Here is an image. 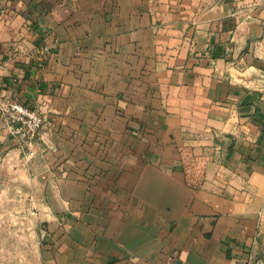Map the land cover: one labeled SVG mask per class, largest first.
Returning a JSON list of instances; mask_svg holds the SVG:
<instances>
[{"label": "crops", "instance_id": "crops-1", "mask_svg": "<svg viewBox=\"0 0 264 264\" xmlns=\"http://www.w3.org/2000/svg\"><path fill=\"white\" fill-rule=\"evenodd\" d=\"M0 97L50 111L25 149L0 116L46 264L264 259V0H0Z\"/></svg>", "mask_w": 264, "mask_h": 264}, {"label": "rangeland", "instance_id": "rangeland-1", "mask_svg": "<svg viewBox=\"0 0 264 264\" xmlns=\"http://www.w3.org/2000/svg\"><path fill=\"white\" fill-rule=\"evenodd\" d=\"M5 192L0 194V264H46L47 229L35 201L49 200L44 193L30 199L17 187Z\"/></svg>", "mask_w": 264, "mask_h": 264}, {"label": "built area", "instance_id": "built-area-1", "mask_svg": "<svg viewBox=\"0 0 264 264\" xmlns=\"http://www.w3.org/2000/svg\"><path fill=\"white\" fill-rule=\"evenodd\" d=\"M49 113L41 103L0 97V116L21 148L30 146L48 128ZM253 264H264V259H256Z\"/></svg>", "mask_w": 264, "mask_h": 264}, {"label": "trees", "instance_id": "trees-1", "mask_svg": "<svg viewBox=\"0 0 264 264\" xmlns=\"http://www.w3.org/2000/svg\"><path fill=\"white\" fill-rule=\"evenodd\" d=\"M182 154H184L183 150H182ZM183 165L186 168V182L190 187H195L197 184V180L193 179L190 174V172H187V170L189 171L190 168V164L187 162V160L183 161Z\"/></svg>", "mask_w": 264, "mask_h": 264}, {"label": "water", "instance_id": "water-1", "mask_svg": "<svg viewBox=\"0 0 264 264\" xmlns=\"http://www.w3.org/2000/svg\"><path fill=\"white\" fill-rule=\"evenodd\" d=\"M48 196H49V199H50V201H51V203L53 205L54 211L57 212V213L60 212L59 209H58V206H57V204H56V202H55V200H54V198L52 196L51 190H49Z\"/></svg>", "mask_w": 264, "mask_h": 264}]
</instances>
